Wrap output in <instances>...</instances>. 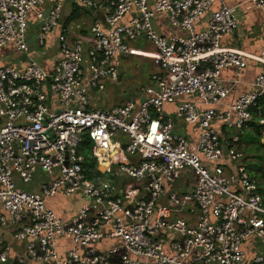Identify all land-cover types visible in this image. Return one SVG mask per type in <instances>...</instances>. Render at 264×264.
I'll return each instance as SVG.
<instances>
[{
	"label": "built area",
	"instance_id": "2783aa9c",
	"mask_svg": "<svg viewBox=\"0 0 264 264\" xmlns=\"http://www.w3.org/2000/svg\"><path fill=\"white\" fill-rule=\"evenodd\" d=\"M75 1L104 15L87 51L86 37L71 39L75 24L62 26L60 0H0V49L13 47L26 63L0 67V264H264V195L242 165L238 134L255 124L264 139V49L248 55L221 46L240 26L238 8L225 0ZM250 2L264 11V0ZM32 13L38 47L62 28L51 71L30 52ZM158 15L183 35L158 33ZM141 39L155 49L132 46ZM129 57L152 61L157 72L140 100L100 110L108 83L120 80L114 60ZM248 61L261 73L227 104ZM231 68L237 78L227 82ZM182 125L190 137L176 133ZM114 166L129 182L109 179ZM185 174L194 190L171 188ZM38 176L43 182L27 189ZM58 195H80L83 205L64 218L48 205ZM190 206L195 225L182 217Z\"/></svg>",
	"mask_w": 264,
	"mask_h": 264
},
{
	"label": "crops",
	"instance_id": "0c3cea01",
	"mask_svg": "<svg viewBox=\"0 0 264 264\" xmlns=\"http://www.w3.org/2000/svg\"><path fill=\"white\" fill-rule=\"evenodd\" d=\"M63 5V15L61 24L63 27H67L70 23L75 24V31L74 34L71 35V39L76 36H83L86 37V44L85 48L86 51L92 48V41H91V33L90 29L93 26L96 20H103L104 15L103 12H98L92 10L90 8L84 7L78 4L75 0H60ZM226 4L231 8H238L239 10V17H240V26L238 30L229 37H225L222 40L221 46L224 48L230 49H237L242 51L248 55H258L264 49V11H260L256 9L250 0H225ZM53 7L51 2H47L43 7L39 10L44 14H48L50 9ZM219 8V4L216 3L212 7V11H216ZM207 19L206 17L203 22L198 27V31L203 30L207 26ZM127 19L125 20V22ZM154 28L160 33L162 36L166 37L168 40L173 39L176 35H183L182 30L178 28L171 27L168 22L167 15H158L153 19ZM40 31V25L36 16V13H32L29 17V33H28V41H29V48L32 56L37 59L48 71L52 69V63L55 61L56 57L58 56V51L60 48L58 42V36L61 34L62 28H57L49 38L47 42V47L45 49L38 48L36 37L38 36ZM145 43L149 46V50L146 51H153L154 45L152 43L147 42L144 39L133 43L132 46L136 47L138 44ZM57 46L59 48L57 49ZM38 48V49H37ZM137 48V47H136ZM140 49V48H138ZM12 57V61H11ZM7 60L6 62H1L3 60ZM127 59V58H122ZM25 59L23 55L21 56L19 53H16L13 47H8L6 49H0V67L5 64L15 65L18 67L24 66L26 63L24 62ZM150 61V60H149ZM125 62V61H122ZM121 59L116 58L114 60V65L120 68ZM152 71L150 74V78L147 82V85L150 84L151 77L153 74L157 72L156 67L154 66L153 62L150 61ZM262 68L253 63L248 61V66L243 71H241V75L239 78L240 83L237 84L235 87L232 88L231 93L227 99V104L234 103L242 94L248 92L249 87L248 85L251 84L256 77L261 73ZM120 72V71H119ZM124 72L120 73V80L117 83H108L106 92L101 95L100 100L97 103V108L100 110H111L117 107H121L128 103L131 100H140V90H138V94L135 98H132L131 91H134L135 88L133 87L130 91L124 85L120 88V84L123 81L121 75ZM222 78L229 82L236 80L237 78V70L234 68L225 70L222 74ZM143 89V88H142ZM119 90H121L119 92ZM119 93V94H117ZM174 111V107L166 108V112L171 114ZM176 131L181 132L186 137H190L192 135L191 130L189 127L186 128L184 125L181 127L176 128ZM97 171V167L95 168ZM114 172V175H111L109 179L113 181L118 186H122L125 182H129L122 174L119 173L118 167L114 166L111 170ZM41 176V175H40ZM43 178L38 176L35 183H33L30 187H26L27 189H34L37 187L38 182H43ZM179 182L176 184V182ZM171 188L178 189L182 193H189L194 190L195 188V181L190 174L182 175L178 179ZM168 194V193H167ZM167 195L162 199L163 203L169 204L167 201ZM68 200H71L68 201ZM67 201L66 204L64 202ZM49 207L58 213L60 216L64 218H70L77 213L80 207L83 205V199L80 195H76L70 198H67L63 195H58L54 199H50L48 201ZM77 206V207H76ZM193 210L189 211V210ZM196 210V212H195ZM185 213L182 217L189 221L190 224L195 225L196 219L198 218V211L191 206L184 210Z\"/></svg>",
	"mask_w": 264,
	"mask_h": 264
},
{
	"label": "rangeland",
	"instance_id": "374dc122",
	"mask_svg": "<svg viewBox=\"0 0 264 264\" xmlns=\"http://www.w3.org/2000/svg\"><path fill=\"white\" fill-rule=\"evenodd\" d=\"M142 50H149V46L145 43L138 44L136 46ZM39 48V47H38ZM37 48V49H38ZM121 59L120 73L124 72L121 75L122 82L120 84V88L122 86H126L128 91H130L133 87L134 91H131L132 98H135L138 94V90L145 88L147 86V82L150 78V74L152 71V67L150 61L143 58L137 57H129L127 59ZM7 60H3L1 62H6ZM12 61V57H11ZM125 61V62H122ZM138 89V90H137ZM121 90H119L120 92ZM119 94V93H117ZM178 134H182L179 131H176ZM241 137L240 150L244 154V159L242 160V165L249 170L254 176L257 183H260L259 190H264V139L261 132H257L256 129H247L246 131L238 133ZM226 165V163H223ZM179 180L176 182V184ZM263 185V186H262ZM71 202V200H68ZM67 201L64 202L66 204ZM77 207V206H76Z\"/></svg>",
	"mask_w": 264,
	"mask_h": 264
},
{
	"label": "trees",
	"instance_id": "16d2710c",
	"mask_svg": "<svg viewBox=\"0 0 264 264\" xmlns=\"http://www.w3.org/2000/svg\"><path fill=\"white\" fill-rule=\"evenodd\" d=\"M261 104H263V106H264V100L261 102ZM251 128L256 129V131L258 133L261 132L260 128L255 124L252 125ZM92 149H93V146H92L91 142H89V141H86L85 144L83 145L82 149H81V152L84 154V156L86 158L85 167H86L87 175L89 177H93L94 175L99 174V172L96 171V169H95L96 168V159L93 157ZM259 184L260 183H258V186H260ZM260 193L264 195V190L260 191Z\"/></svg>",
	"mask_w": 264,
	"mask_h": 264
},
{
	"label": "water",
	"instance_id": "95a60500",
	"mask_svg": "<svg viewBox=\"0 0 264 264\" xmlns=\"http://www.w3.org/2000/svg\"><path fill=\"white\" fill-rule=\"evenodd\" d=\"M59 48V46H57V49ZM117 157V155H114V158H116ZM9 264V263H8Z\"/></svg>",
	"mask_w": 264,
	"mask_h": 264
}]
</instances>
